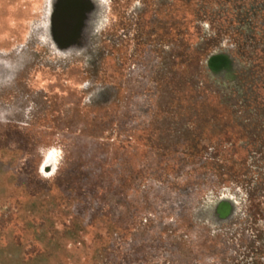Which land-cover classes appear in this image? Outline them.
Listing matches in <instances>:
<instances>
[{
  "label": "rangeland",
  "instance_id": "1",
  "mask_svg": "<svg viewBox=\"0 0 264 264\" xmlns=\"http://www.w3.org/2000/svg\"><path fill=\"white\" fill-rule=\"evenodd\" d=\"M105 1L63 63L47 0H0V264H264V129L206 68L243 0Z\"/></svg>",
  "mask_w": 264,
  "mask_h": 264
},
{
  "label": "flooded vegetation",
  "instance_id": "2",
  "mask_svg": "<svg viewBox=\"0 0 264 264\" xmlns=\"http://www.w3.org/2000/svg\"><path fill=\"white\" fill-rule=\"evenodd\" d=\"M113 1L116 0H112V3ZM134 1H136L134 10H137L140 8L141 0ZM228 1L229 3L232 2V0ZM256 1L258 0H254L253 4L245 3L246 0H243L242 5L239 3L238 14H235V18L230 20V23H237L238 34L234 33L235 35H233L230 23L222 32L213 31L211 52L206 62L210 79L228 98L229 102L238 99L240 112L243 113V127L246 130V136H244L251 135L252 139L262 137L260 131L264 129V2L259 4ZM105 2V0H47L48 14L40 23L46 28V33L48 36L50 35L49 38L58 49L56 53L60 61L65 63V60L68 62V60L79 59L87 62L94 55L98 56V52H92V46L102 38L97 29L105 21L104 14L107 11ZM234 2L237 3V0ZM63 8L69 10L79 8L81 10L80 25L84 28L78 44L69 49H63L59 46L52 36L53 24L59 21V11ZM226 9L228 10L229 7ZM216 13V9H213L212 24L214 26L217 23ZM78 49L80 52L77 51ZM0 74L2 75L0 82L5 83V88L6 82L12 76V69L6 66L3 71H0ZM93 96L101 103L109 98V94L101 88H98ZM7 109L9 112L6 110L5 114L9 116L15 111L14 105ZM31 110L27 111L26 116L31 113ZM213 209L220 211V213L230 212L229 218H226L229 221L233 219L236 213V205L229 198L220 199ZM217 213L214 211V217L219 220L221 216Z\"/></svg>",
  "mask_w": 264,
  "mask_h": 264
},
{
  "label": "water",
  "instance_id": "3",
  "mask_svg": "<svg viewBox=\"0 0 264 264\" xmlns=\"http://www.w3.org/2000/svg\"><path fill=\"white\" fill-rule=\"evenodd\" d=\"M58 12V11H57ZM81 10H69L63 8L59 11V21L55 22L52 27V36L54 41L63 49H69L78 44L84 28L80 25L79 15ZM56 19V20H57ZM54 168L52 169L53 172ZM232 212V211H231ZM225 217L230 216V212L223 213Z\"/></svg>",
  "mask_w": 264,
  "mask_h": 264
}]
</instances>
